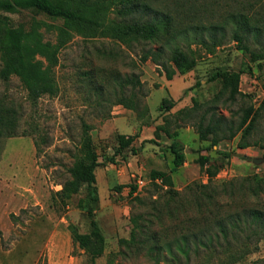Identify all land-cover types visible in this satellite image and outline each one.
Wrapping results in <instances>:
<instances>
[{
	"label": "rangeland",
	"instance_id": "374dc122",
	"mask_svg": "<svg viewBox=\"0 0 264 264\" xmlns=\"http://www.w3.org/2000/svg\"><path fill=\"white\" fill-rule=\"evenodd\" d=\"M174 1L155 0L152 5L156 11L167 12ZM176 1V7H180L174 25L177 33L170 35L168 27L153 43L129 48L109 38H86L74 33L54 68L60 88L56 97L46 95L33 103L18 77L7 82L0 79V97L18 111L20 121L18 136L0 139V264H87L85 251L73 244L71 229L82 234L90 232L88 208L96 211L95 218L106 238L105 252L97 264H155L149 257L121 255L120 251L126 250L119 243L131 238L132 217L150 210L149 197L154 193L150 171L171 173L175 188L183 192L194 183L208 184L207 175L197 163L200 156L207 155L211 163L221 167L215 184L249 176L264 179V108L254 123L251 142L257 144L239 149L241 134L233 140L227 138L229 127L240 124L245 109L256 110L263 104L264 63L259 68L238 50L233 40V23L224 32L212 30L213 25L221 24L236 9L246 15L262 10L264 0ZM0 19L28 33L38 31L45 42L52 43H56L63 24L37 10L0 13ZM214 34L223 43L210 52L201 42L209 44ZM246 41L253 45L256 34L249 35ZM176 47L196 52L198 64L193 71L168 80L162 67L143 61L144 53L150 50L159 52V60L166 62ZM225 69L246 71L240 85L243 95L234 103L227 102L226 96L220 94L221 84L211 80L218 70ZM131 77L143 84L136 92L141 105L136 112L114 104L133 93L131 86L121 85ZM166 98L176 101L171 115L194 106V99L201 103L198 116H208L206 124L211 120L208 111H214L212 118L219 120V137L223 139L212 147L210 142L199 140L190 127L192 120L183 122L176 139L185 147L187 162L174 172L168 150L173 140L157 129L168 117L160 110ZM198 116L192 119L196 121ZM85 125L91 126L90 134L100 156L101 166L96 170L98 206L85 190L66 204L56 194L71 178L69 168L79 153ZM169 129L173 131L174 126ZM118 135L137 138L130 148L119 153ZM258 159L263 162L256 163ZM131 185L137 186L134 195H130ZM117 186L125 188L118 191ZM80 201L84 208L79 207ZM210 209L209 217L214 219L245 209L264 211V192L258 197H247L241 192L215 197ZM189 216L194 222L206 217L195 211ZM252 249L238 262H231L228 255L203 251L192 264H264V238H255Z\"/></svg>",
	"mask_w": 264,
	"mask_h": 264
},
{
	"label": "trees",
	"instance_id": "16d2710c",
	"mask_svg": "<svg viewBox=\"0 0 264 264\" xmlns=\"http://www.w3.org/2000/svg\"><path fill=\"white\" fill-rule=\"evenodd\" d=\"M152 3H156L155 0H0V13L37 10L63 22L59 27L56 43H52L45 42L38 31L28 33L23 28L9 26L0 19L2 62L0 79L7 82L13 76L18 77L33 103H37L46 95L56 97L60 88L54 68L59 65L61 50L66 48L74 33L86 38L97 36L109 38L129 48L134 44L155 42L168 27L170 35L176 34L174 28L176 14H180L178 10L180 7H176L178 1L175 0L173 7L167 12L156 11ZM190 8L188 10H191ZM155 12L156 15H152ZM151 16L153 17L150 18ZM230 22L233 23V40L238 50L248 57L250 63H257L261 68L264 63V7L247 15L236 9L230 12L221 24L213 25L212 30L224 32ZM253 33L256 34V42L249 45L246 39ZM222 43L223 39L214 34L209 44L202 41L201 45L213 52ZM159 59L157 51L149 50L143 55L144 62L150 60L162 67L168 80H173L177 74L185 75L193 71L198 64L196 52L184 51L179 47L171 51L166 62ZM245 72L218 70L211 78L212 81L221 84L220 94L226 96L227 102L234 103L243 95L240 85ZM121 85L131 86L133 93L129 97H120L114 104L123 105L135 112L139 111L141 105L136 92L143 86L142 82L136 77H131L123 80ZM193 102L194 106L180 109L173 115L170 112L176 105L175 100L166 98L160 107L162 112L168 113L166 115L168 117L157 129L173 140L168 147L173 157L172 172L182 168L187 162L185 147L176 139L179 137L177 129L183 127L181 126L183 122L192 120L193 124L190 127L197 133L199 140L210 142L212 147L218 146L223 140L219 137L220 122L212 118L214 111H208L211 120L206 124L208 116H198L201 103L196 99ZM263 108L264 101L259 109L255 110L253 107L245 109L240 124L236 128L233 125L229 127L228 139L233 140L241 134L237 145L239 149L257 144L251 141L254 123L260 117ZM196 116L198 120L195 121L192 118ZM19 123L18 111L0 97V139L18 136ZM172 125L173 131L169 129ZM90 130L91 126L85 125L79 153L69 168L71 178L62 184L60 191L56 192L65 204L82 190L91 195L94 204L97 206L99 204L96 170L101 163ZM136 138L118 135V152L122 153L130 148ZM197 163L201 172L207 175L208 184L194 183L183 192L175 188L171 173L150 171L149 178L154 187V193L149 197L150 210L132 217L131 238L119 241L126 250L120 251L121 255L129 258L149 257L154 259L155 264H162L161 261L165 264H192L203 251L212 255H228L231 262H238L253 252L254 239L264 238V211L245 209L223 219L209 217V211L214 206L215 197L240 192L247 197H258L264 192V179L260 176H249L215 184L221 167L211 163L207 155L200 156ZM124 188L116 187L118 191ZM202 188H209L210 191ZM136 190L137 186L131 185L130 195H134ZM135 199L143 202L138 197ZM79 207L84 208L83 201L79 202ZM87 210L90 232L82 234L72 227V240L75 246L85 251L87 264H97V260L105 252L106 238L95 218L96 211L93 208ZM193 211L206 217L194 222L189 216ZM182 215L185 216L184 219H181ZM196 223L201 226L196 227Z\"/></svg>",
	"mask_w": 264,
	"mask_h": 264
},
{
	"label": "water",
	"instance_id": "95a60500",
	"mask_svg": "<svg viewBox=\"0 0 264 264\" xmlns=\"http://www.w3.org/2000/svg\"><path fill=\"white\" fill-rule=\"evenodd\" d=\"M255 162L258 163V164L259 163H262L263 162V159L262 160L261 159L255 160Z\"/></svg>",
	"mask_w": 264,
	"mask_h": 264
},
{
	"label": "crops",
	"instance_id": "0c3cea01",
	"mask_svg": "<svg viewBox=\"0 0 264 264\" xmlns=\"http://www.w3.org/2000/svg\"><path fill=\"white\" fill-rule=\"evenodd\" d=\"M179 137H180V134H179Z\"/></svg>",
	"mask_w": 264,
	"mask_h": 264
}]
</instances>
